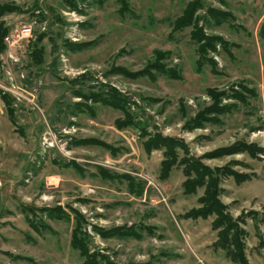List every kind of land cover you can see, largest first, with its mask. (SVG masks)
I'll return each instance as SVG.
<instances>
[{
    "label": "rangeland",
    "instance_id": "374dc122",
    "mask_svg": "<svg viewBox=\"0 0 264 264\" xmlns=\"http://www.w3.org/2000/svg\"><path fill=\"white\" fill-rule=\"evenodd\" d=\"M0 3L15 8L0 16L8 34L33 25L23 37L26 50L12 47L21 61L0 60V84L12 87L10 67L17 92L34 100L20 103L5 92L17 108L13 124L0 95V264H87L92 259L72 245L80 226L87 254L99 264H232L215 246L226 226L213 228L216 213L183 216L202 205L209 180L205 175L196 191L185 192V181L197 177L180 163L186 155L211 168L228 165L251 174L241 183L232 173L213 169L212 176L218 174L224 213L243 230L245 253L255 262L264 248V152L207 154L239 141L264 147V0ZM188 6L191 23L179 27ZM200 26L226 45L212 50L195 40L192 31ZM202 46L207 55H200ZM156 53L170 76L150 67ZM114 93L133 118L123 127L115 122L125 110L100 102ZM91 94L100 101L84 97ZM80 102L88 108L80 111ZM47 132L54 138L48 150L41 142ZM155 136L181 142L178 163L165 179L160 170L166 148L147 152L145 146ZM98 167L111 177L101 176ZM125 174L138 183H131L133 191ZM55 208L68 218H56Z\"/></svg>",
    "mask_w": 264,
    "mask_h": 264
},
{
    "label": "trees",
    "instance_id": "16d2710c",
    "mask_svg": "<svg viewBox=\"0 0 264 264\" xmlns=\"http://www.w3.org/2000/svg\"><path fill=\"white\" fill-rule=\"evenodd\" d=\"M10 3H0V16H2L4 13L10 10H14L15 8L9 5ZM15 6V5H14ZM193 16V12L191 8L188 6L185 8L184 13L179 17L177 20V23L179 24V27H182L184 25H187L191 23V19ZM225 16L232 17L229 13L226 14ZM194 31V32H193ZM192 31V36L195 38V40H203L205 42V45L209 46L212 50H217V44L221 43L223 45L225 44V39H222L217 36H211L208 37L204 33L202 27H195V29ZM9 30L4 26L3 23H0V53L3 52L7 45L5 43V36L8 34ZM227 43V42H226ZM200 55H207L206 50H204L203 46L201 47L200 50H198ZM199 58L202 62V58ZM42 58V57H41ZM41 60V59H40ZM214 60V59H213ZM154 63V66H150L152 68H156L158 71L166 73L167 75L170 76V72L172 71L170 68H166V66H161L160 61H159V53H156L155 55V60L152 61ZM152 63V65H153ZM150 75L153 76V73L151 72L150 68L148 69ZM247 89V88H246ZM249 92L251 90L247 89ZM213 93L214 91L211 90ZM210 91V92H211ZM0 95L6 104V107L8 110L11 112L10 115V120L12 121L13 124H16L18 122V116H17V108L12 106V98L11 95L9 94H4L0 91ZM85 98L93 97V95H84ZM216 97V102L219 101L218 99V93L215 95ZM240 97L242 99H245V97L240 94ZM239 97V98H240ZM93 101H100V100H95L93 97ZM96 99H98L96 97ZM105 104L112 105L115 108H120L125 110V117L118 118L116 120V125L119 127H123L124 125H128L129 123L132 122L133 118H131V114L128 112V106L126 102L124 103L123 101L120 102L116 99V93H114L111 98L107 99L106 101H100ZM214 106V105H213ZM212 107L206 108L205 111H212ZM78 107L80 111L86 110L88 108L87 104L84 102H80L78 104ZM9 112V113H10ZM219 115V113L217 114ZM200 115H198L197 118H199ZM204 120V117H200L199 120L197 121V125H201L202 121ZM217 120V119H216ZM145 134V132H144ZM84 141V140H83ZM147 141V142H146ZM145 146L147 149V152H151L154 149H161L163 146L166 148L164 149V158L161 162V170H160V177L163 179L169 177L172 168L178 163V155H177V146L181 142H173L177 140L169 139V138H164L163 136H155L154 138H151L149 140H146ZM97 142L99 145L105 146L107 148H112L111 145L104 143V142H99L95 139H87V142ZM238 152H248L254 157H257L258 155L262 154L264 152V147L260 146L259 144H248L245 141H239L236 142L235 144H232L230 146H223L214 149L213 151L209 152L207 156L209 157H220L223 155H230ZM193 158H191L189 155H186L184 158L180 160V163H186L185 167V172L187 175H191V173L197 174V177L194 180H186L184 183V190L186 193H193L196 191L197 186L203 185L205 179L204 176L208 175L209 180L207 181V190L206 194L200 198V204H202L199 207H193L190 210L187 211L186 214H183V216L186 217H199L202 216L204 218L208 217L210 214L216 213L218 218L213 222V228L218 229L219 227H222L226 225L224 228L220 229L218 231V239L215 242V246L218 248H221L226 251V255L230 258V260L233 262L232 264H250L249 259L245 253V247H244V241L241 239V236L243 235V230L240 229L237 224H235L233 221H231L230 217L224 213L225 210V205L220 201L219 199V176L218 174L216 176H212V173H214V170L221 171L223 173H228V174H233L235 175L237 181L239 183L245 181L246 179L251 178V174L249 173H241V172H236L232 171L229 169L228 165L222 166V167H215L211 168L210 166L205 165L202 163L199 159H195V161H192ZM74 166H77L76 162H72ZM182 163V164H183ZM80 168V167H79ZM214 169V170H213ZM99 172L101 173V176L103 175L104 177H111L107 172H105L101 167H98ZM126 175V174H125ZM126 177L129 180V186L130 189L132 190V185L131 183H136L135 180L131 178V176L126 175ZM131 178V179H130ZM145 185V184H143ZM219 190V191H218ZM133 191V190H132ZM77 213L75 214L76 217V222L81 223L83 222L84 218L80 211L75 210ZM60 212V214H57ZM51 213L56 217V218H68V213L65 210H62L61 208H55L51 210ZM70 218V216H69ZM146 229L151 232V227L150 226H145ZM115 229L107 230L103 234L104 237H108L111 234L114 233ZM105 230H102V233ZM126 234H128V231H126ZM86 234L83 233L81 226L77 227L73 233L72 237V245L75 248H78L80 250V253L82 256L87 257L86 259H92L91 262H86L87 264H99V262L96 260L95 255L90 256L87 254L88 251V246H87V240H86ZM90 257V258H89Z\"/></svg>",
    "mask_w": 264,
    "mask_h": 264
},
{
    "label": "built area",
    "instance_id": "2783aa9c",
    "mask_svg": "<svg viewBox=\"0 0 264 264\" xmlns=\"http://www.w3.org/2000/svg\"><path fill=\"white\" fill-rule=\"evenodd\" d=\"M31 30H33L32 24H24L21 28H17L13 33L8 34L5 37V43L7 44V46H9V48L7 49V53L5 54V56L0 57V60H3L5 64L11 63L12 60H15V62H20L21 59L18 56H15L14 51L12 50V47H16V49L20 52H22L23 47H24V50H26V47L24 45V41L26 37L25 38L23 37L26 33H30ZM6 72H7L8 82L11 81L12 87L10 88L6 86L4 83H2L0 84V87H2L3 91H9L13 95H16L20 103L23 101H27V103H29L30 105H34L33 104L34 100L30 99L29 97H24L23 94L17 92V90L20 89V86L15 85L14 79H12V75L10 72V67L6 68ZM41 142H42V146L45 147V149L47 150L54 146V138L52 137L50 132H47V134L43 138V141ZM1 186H2V182L0 181V187Z\"/></svg>",
    "mask_w": 264,
    "mask_h": 264
},
{
    "label": "crops",
    "instance_id": "0c3cea01",
    "mask_svg": "<svg viewBox=\"0 0 264 264\" xmlns=\"http://www.w3.org/2000/svg\"><path fill=\"white\" fill-rule=\"evenodd\" d=\"M3 92H4V94H6L5 93L6 91H3ZM2 101H3V99H2ZM3 104H4V106H6V104L4 103V101H3ZM257 244H258V242H257ZM257 244H256V246H257ZM256 257L257 258L255 259V262L250 261L249 263L250 264H264V248L261 249V251L258 253V256H256Z\"/></svg>",
    "mask_w": 264,
    "mask_h": 264
}]
</instances>
